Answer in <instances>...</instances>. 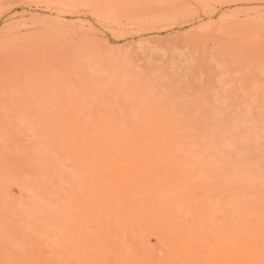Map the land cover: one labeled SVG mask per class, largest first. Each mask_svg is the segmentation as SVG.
I'll use <instances>...</instances> for the list:
<instances>
[{"label": "rangeland", "instance_id": "1", "mask_svg": "<svg viewBox=\"0 0 264 264\" xmlns=\"http://www.w3.org/2000/svg\"><path fill=\"white\" fill-rule=\"evenodd\" d=\"M263 17L264 0H0V166L12 172L0 167V218L15 223L17 203L32 211L46 204L32 196L66 190L72 151L94 124L137 134L153 121L189 130L185 139L205 161L221 160L215 171L251 167L262 179ZM11 148L23 149L17 164ZM1 229L0 239L8 235Z\"/></svg>", "mask_w": 264, "mask_h": 264}, {"label": "bare ground", "instance_id": "2", "mask_svg": "<svg viewBox=\"0 0 264 264\" xmlns=\"http://www.w3.org/2000/svg\"><path fill=\"white\" fill-rule=\"evenodd\" d=\"M142 45L138 46L144 48ZM107 124L99 127L94 124L90 132L84 134L82 131L83 135L79 136L77 149L72 151L73 173L71 176L63 174L71 179V183L70 180L67 182L69 186L65 183L66 190L63 187L67 192L58 189L61 193L57 197L48 192L53 202L46 200L47 193L42 199L37 195L41 201H36V195V198L32 196L35 202L46 203L41 208L36 203L35 207L32 205L35 211L33 207L32 211H27L24 203L25 210H20L17 203L18 210L14 207L11 211L17 213L19 223L16 219H11L15 223H10L8 217L5 221L0 218L5 222L1 221L0 224L5 226L0 229L8 230V235L0 239V264H264V176L259 178L251 167H248L249 171L247 168L238 172L230 169L215 171L214 166L222 165L217 163L218 158H215L217 164L210 158L211 162L207 158L205 161L208 156L202 157L204 153H198L199 146L193 147L196 142L192 141L191 146L184 137L193 132L187 130L185 134L184 129L180 132L175 127L177 124H171L177 130H170L169 124L159 122L162 126L159 128L153 121L141 134L123 133L124 125L111 128ZM182 132L185 135H181ZM68 138L65 136L64 139ZM41 139L40 142H44L45 139ZM11 149L13 154H18V149ZM206 154L209 153L206 151ZM16 157L18 155L14 156L15 161L6 159L10 165L11 162L17 164ZM22 158L26 163V158ZM28 162L30 164V160ZM5 165L8 168V164ZM5 168L3 165L1 170L10 171ZM18 168L13 171L16 175ZM34 170L25 173L35 175ZM34 187L36 185L29 188L33 191ZM5 209L4 205L3 211ZM22 209L27 213L22 214ZM1 215L5 216L4 212Z\"/></svg>", "mask_w": 264, "mask_h": 264}]
</instances>
